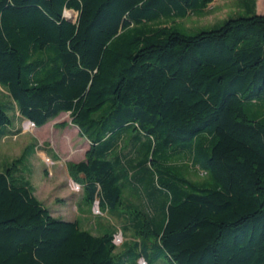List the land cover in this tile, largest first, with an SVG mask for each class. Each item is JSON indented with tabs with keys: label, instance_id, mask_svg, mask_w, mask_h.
Listing matches in <instances>:
<instances>
[{
	"label": "trees",
	"instance_id": "16d2710c",
	"mask_svg": "<svg viewBox=\"0 0 264 264\" xmlns=\"http://www.w3.org/2000/svg\"><path fill=\"white\" fill-rule=\"evenodd\" d=\"M213 1L0 0V131L4 108L35 128L68 114L89 143L71 166L84 204L134 238L54 218L13 165L0 264H264V16L241 0L179 24Z\"/></svg>",
	"mask_w": 264,
	"mask_h": 264
},
{
	"label": "rangeland",
	"instance_id": "374dc122",
	"mask_svg": "<svg viewBox=\"0 0 264 264\" xmlns=\"http://www.w3.org/2000/svg\"><path fill=\"white\" fill-rule=\"evenodd\" d=\"M240 1L215 0L203 16L189 15L178 22L188 30L210 28L228 17L244 15ZM255 11L264 16V0H256ZM64 17L74 21L76 14L66 11ZM9 102L7 93L0 88V103ZM3 110L11 118V125L0 131V173L17 165L18 173L29 181L36 198L54 218L68 222L78 220L81 227L93 233H100L106 228L113 229L114 244L117 247L123 242H132L133 234L122 233V223L117 218L100 211L99 207L81 208L83 191L71 174V166L86 161L89 143L72 124L68 114H60L45 126L35 128L12 110ZM32 146L34 153H31ZM22 155L25 157L21 164H17ZM198 178L203 177L199 174ZM193 179L196 177L193 176ZM84 217L86 221H83ZM138 264L145 263L139 260Z\"/></svg>",
	"mask_w": 264,
	"mask_h": 264
},
{
	"label": "crops",
	"instance_id": "0c3cea01",
	"mask_svg": "<svg viewBox=\"0 0 264 264\" xmlns=\"http://www.w3.org/2000/svg\"><path fill=\"white\" fill-rule=\"evenodd\" d=\"M30 125V124H29ZM31 126V125H30ZM81 208H89L87 205H85L84 204V202H83V196H82V201H81ZM86 217H84L83 218V221L85 220L86 221ZM75 221H77V222H79L78 220H75ZM79 224L80 225H82L80 222H79ZM96 226H94V228H95ZM82 228H84L83 226H82ZM85 229V228H84ZM96 229V228H95ZM86 230H88V229H86ZM91 231V230H90ZM98 233H99V231H98ZM98 233H94V234H98Z\"/></svg>",
	"mask_w": 264,
	"mask_h": 264
},
{
	"label": "built area",
	"instance_id": "2783aa9c",
	"mask_svg": "<svg viewBox=\"0 0 264 264\" xmlns=\"http://www.w3.org/2000/svg\"><path fill=\"white\" fill-rule=\"evenodd\" d=\"M27 122H28V121H27ZM28 123H30V122H28ZM30 125L33 126L32 123H30ZM33 127H34V126H33ZM94 207H96V209L98 208V203H97V202H95V203L93 204V208H94Z\"/></svg>",
	"mask_w": 264,
	"mask_h": 264
}]
</instances>
